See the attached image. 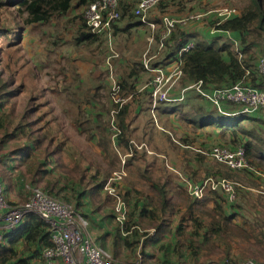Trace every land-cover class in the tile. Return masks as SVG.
<instances>
[{
  "label": "trees",
  "instance_id": "trees-1",
  "mask_svg": "<svg viewBox=\"0 0 264 264\" xmlns=\"http://www.w3.org/2000/svg\"><path fill=\"white\" fill-rule=\"evenodd\" d=\"M93 1L0 0V41H7L8 50H0V67L5 73L8 67L3 60L4 54L9 60L7 53L12 48L19 52L26 36H31L34 29L50 20L71 19L72 24L79 25L74 27L72 46L92 47L89 62L71 56L69 65L53 68V78L50 77L55 82L50 90L63 94L60 99L68 104L63 107L70 119L68 127L77 139H84L85 146L71 132L69 134L46 97L45 89L30 88L22 99L23 110L15 113L11 101L18 99L26 86L22 81L12 85L17 68L7 81L3 71L0 72V159L9 158L7 152L12 150L3 145L16 140L24 144L9 151L12 156H21L26 161L29 157L34 159L32 172L26 182L20 183V190L24 189L21 198L22 195L24 200L27 198V184L71 204L87 220L97 245L113 258L132 261L139 252L145 263L207 264L220 254L225 256L222 260L231 259L235 264L264 262V216H245V208L239 202L243 199L240 192L249 190L241 179L245 176L254 180L251 181L258 187V193L264 195V178L252 171L264 176V120L256 114H245L240 111L241 106L230 103L222 104L219 112L196 89L199 86L201 92L211 93L241 84L264 93V75L258 69L264 56V0H248L238 13L228 9L234 10V14L229 17L216 14L214 19L211 15L196 14L195 2L186 5L183 0H162L158 3L147 17L157 31L152 53L158 51L161 42L163 18L185 23L174 24L168 39L162 41L163 47L149 62L151 69H158L169 68L179 61L181 71L169 92L170 98L177 100L161 101L154 109L151 108L149 84L154 75L141 63L124 67L123 58L113 60L114 57L108 58L104 67L101 65L104 54L111 56L112 44L118 40L111 42L110 48L107 37L93 34L85 24L84 11ZM137 1L127 0L121 4L120 18L112 24V40L123 39L125 43L129 38L126 28L144 26L134 15ZM252 33L255 35H250ZM65 43L68 44V40ZM187 44H192V48L178 57ZM98 50L101 59L93 55ZM43 55L46 59L41 60L42 64H60L54 58L52 65L47 63L50 57ZM63 57L67 56L63 54L59 58ZM111 70L114 85L108 79ZM142 74L149 75L144 92L149 110L156 112L158 117L167 118L169 130L162 131L161 135L166 136L175 156L172 161L155 147L152 154H148L145 147L150 145L152 138L142 143L125 121L129 99L137 94ZM95 78L97 84L89 83ZM61 85L64 88L59 89ZM12 86L15 89H11ZM104 92H110V96ZM113 95L119 98L121 105L114 102ZM214 146L232 149L241 146L252 170L235 171L215 162L207 155ZM2 151L6 152L1 154ZM171 162L174 165L169 164ZM120 170L126 176L116 181L114 187L127 205L122 229L127 235L122 234L116 223L115 212L108 207L111 198L104 191L107 180ZM208 178L237 184L234 185L235 199L230 202L228 194L220 187L206 188L201 198L193 197L188 186L201 185ZM5 196L11 204H17L6 193ZM175 198L177 201L173 200ZM250 206L255 208L254 203ZM135 226L137 228H133ZM232 227L236 228L229 234ZM150 228L155 234L149 237L139 231ZM237 237L252 240L246 250L255 252L256 256L249 255L243 262L231 256L232 243H236L234 238ZM140 242L139 251L136 248ZM49 246L48 225L38 216L28 215L15 229L2 232L0 264H41L42 252Z\"/></svg>",
  "mask_w": 264,
  "mask_h": 264
},
{
  "label": "built area",
  "instance_id": "built-area-1",
  "mask_svg": "<svg viewBox=\"0 0 264 264\" xmlns=\"http://www.w3.org/2000/svg\"><path fill=\"white\" fill-rule=\"evenodd\" d=\"M127 0H94L89 3L84 11V22L95 35L107 37L108 44L111 48L112 42V24L120 18V6ZM162 0H138L134 8V15L140 21L149 27L151 31L150 43L153 41L155 24L147 20L148 14ZM234 14V10L224 9L219 15L229 17ZM193 18V17H192ZM198 17H196L197 19ZM163 31L160 35V48L163 47L164 40L168 39L170 32L175 23L184 24V20H175L173 18H163ZM192 48V44L183 47L178 57L183 52H187ZM112 51V50H111ZM111 56L117 57L116 53ZM146 54L143 56L142 65L144 69L152 73L153 79L150 81L151 92V108L154 109L157 103L161 101L172 102L169 96L170 89L178 81L181 71L179 61L174 62L169 68L151 69L149 67ZM109 60V59H108ZM258 69L264 75V56L260 59ZM190 88V87H189ZM196 89L207 99L210 104L214 105L219 112L224 103L241 106V112L245 114H256L260 119L264 120V93L251 87L236 84L231 88L216 89L211 93L201 92L199 86ZM115 91L117 88L114 89ZM115 103L121 105L118 97H112ZM181 100V99H180ZM115 128L112 127V130ZM215 162L227 166L228 168L241 171L242 169H250V165L245 157L244 149L238 146L234 149L227 147L214 146L207 154ZM255 174L263 177L258 171L252 170ZM126 176L123 170L114 172L104 186V191L114 202L115 221L122 231L126 217L127 207L125 202L120 198L114 187V183ZM234 184L227 180L216 181L208 178L201 185H189V192L195 198H201L206 188L217 189L220 187L228 194V199L232 202L235 199ZM27 198L24 202L11 204L4 192L2 183L0 182V242L2 241V232L11 231L19 226L28 215H36L48 225L51 246L42 252L41 264H156L145 263L139 252L132 261L113 258L108 251L101 248L90 235L88 230V222L80 214H78L71 204L65 203L48 195L44 191L36 187H27ZM264 194V191L262 192ZM211 264H235L231 259H224L221 262H213ZM245 264H254L248 261Z\"/></svg>",
  "mask_w": 264,
  "mask_h": 264
},
{
  "label": "rangeland",
  "instance_id": "rangeland-1",
  "mask_svg": "<svg viewBox=\"0 0 264 264\" xmlns=\"http://www.w3.org/2000/svg\"><path fill=\"white\" fill-rule=\"evenodd\" d=\"M183 2H185L186 5L190 4L191 2H195L196 4L194 5V8L196 10L195 11L196 14L203 15L204 17L211 15V19H214L216 17V14H219L224 9H234L238 13V10H240V8L245 7L247 5L248 0H202L203 4L201 3V0H183ZM60 19H58V20H60ZM208 19L211 20L209 17H208ZM58 20H50L47 24L39 26L37 29H34V31L30 34L31 36L27 35V33H26V35H27L26 39L21 44L22 47H20L21 49L19 52H15L14 48H12L7 53L9 56V60L6 57V54H4V56L2 55L3 60L5 63H7L8 68H7V73H5L4 68L0 67V72H1V70L3 71V74H4L3 78H4V80L7 81V79L9 78V75L17 68L18 72H17V74H15V77L13 76L14 82H13V84L12 83L11 84L12 85H16L18 83L20 84V82L22 81L26 86V89L24 88V90H22L19 93V95L17 96L18 99L16 98L14 101H11V102H14L15 113L21 112L23 110L24 104L22 102V99L26 96L27 93L30 92L29 91L30 88L37 87V88H40L43 90L45 89L44 93H45L46 97L50 100L51 105L54 107L56 115H58V117H60L62 123L65 125L66 129L68 130L69 129L68 125H69L70 119H69V116L66 113H64V110H63V107H68V104L65 103L63 101V99H60V97L63 96V94H61V93L54 94L53 91L50 90L52 88V86L55 85V82L52 81L50 78V77H52V69L53 68L58 69L60 67H65V66L69 65L68 61L70 59H68V58H71L73 52L76 55V57L79 60H81L82 62H85V63L89 62L91 60V58H90L91 53L89 50L92 47H90V48H80V47H76V46H75L76 48L73 47L72 46L73 43H71L72 36H73V29H69L70 24L73 23V22H71L72 20L68 19V18H66L62 21L61 20L58 21ZM29 28H31V27H29ZM138 29H139L138 30L139 33L142 36H144L145 38H146V36H148V38L151 39V36H150L151 31L149 30L148 26L144 25ZM29 32L30 31H28V33ZM250 35H255V33H252ZM127 39H129V38H127ZM257 39H261V37L260 38L258 37ZM67 40H68V44L65 43ZM138 40H139V43H137L138 44V50H141L139 48V46L142 47V45L146 41L141 42L142 39H138ZM121 41H122V43H120V44H112V51H115V53H117L116 54L117 57L114 58L113 56H109L107 53L104 54L105 59L103 60L104 61L103 64H101L103 67L106 65V61L108 58H110V59L114 58L113 60L118 59V58L121 59V57L123 58V55L121 54L122 52L115 49V47H118L120 49V47L124 43L123 39H121ZM258 41H260V40H258ZM6 42L7 41H4L2 39L0 41V48H1L0 50H2L3 52L8 51L7 47H6L7 46ZM126 42H127L128 46L131 47V45H132L130 43L131 41L128 43V40H127ZM112 43H113V41H112ZM54 44H56V46H53ZM148 44L153 47V45L155 44V40H153V42H151V43L149 42ZM114 45H115V47H114ZM50 48H51V50H49ZM66 49H69L68 51H73V52L66 53L65 52ZM52 50H53V52H50ZM99 52L100 51L98 50L97 52H94L93 55H96L99 59H101L99 56ZM0 53H2V52H0ZM43 54L49 55L50 58H48L46 61H47V63H49L51 65L53 63L52 62L53 58L55 59V57L59 54L57 56L58 58L55 61H57V62L60 61V64L59 65L57 64L55 66H49L48 64H42L41 60L45 61V59H46ZM63 54L64 55L67 54L66 55L67 57L59 58ZM111 54H113V53H111ZM10 56H12L11 59H10ZM64 59H66V60L64 61ZM101 67H100V69H101ZM112 70H113V68H112ZM112 70H111V74H110L108 79L114 85V74L112 75ZM84 78H86V77H84ZM57 79H60V77H57ZM9 80H10V78H9ZM78 81L79 80H76V82H78ZM7 83L10 85V82H7ZM89 83L97 84V78L92 79L91 81H89ZM60 88L62 89L64 87L61 85V87H59V89ZM11 89H15V86H12ZM107 93L110 96V92H106L105 94L107 95ZM39 113L40 114L42 113L41 109L39 110ZM137 122H138V124H137ZM154 125L155 124H153V126ZM258 125H260V123H258ZM136 126H137V132L135 133L136 136L139 137V135L145 134L144 136H145V138H147L149 131L151 130V124L150 125L147 124V117H144V118L142 117V118L138 119L136 121ZM244 126L247 127V124H244ZM68 132L70 134V130H68ZM71 133L77 139L75 134L73 132H71ZM159 134H161V133L156 134L153 132V138L155 137V139H153L154 147L157 148L160 152H165L166 158L168 160L170 158L172 161V159L175 156L172 153V150L170 149V147L168 145L167 138L164 134L157 136ZM77 141L81 145H83V143H84L81 141V139H77ZM141 142L144 143L143 140ZM83 146H85V144ZM148 147L150 148V150L152 149L150 146H148ZM9 151H12V150H8V152H7V154L10 155L9 158L10 157H17V156H12V154ZM16 160H17V158H16ZM239 175L245 176L244 174H239ZM241 179L243 180L244 184H246L248 186L246 188H249V190L244 189L240 192V193H243L242 194L243 199L239 200L240 204L245 208V210L243 211V214L245 216H248L249 218H253L255 215H259V214L264 216V195H260L258 193V187L252 183V181L254 182V180L247 178L246 176L242 177ZM173 200L177 201V198H175ZM24 201L25 200L22 199L20 202H24ZM250 203H254L255 208H252L250 206ZM125 204H126V202H125ZM108 207L110 208L111 212L114 210V202L112 200H110ZM126 207H127V205H126ZM204 220H206V219L204 218ZM235 222H237V221H234V224H236ZM133 228H137V227L135 226ZM235 228L236 227H232L230 230H228L229 234H231V230H233ZM139 231L141 234L143 232L145 234H147L148 235L147 237L155 234V230L152 228L145 229V230L140 229ZM142 239H144V238L141 237V240ZM234 239H235L236 243H232V245H233L232 252L230 251L231 256L237 257V259L240 262L247 260L246 257L249 255L254 254L256 256L255 252H251V251L246 250L247 245L249 243H252V240L246 241L243 239H238V237L234 238ZM136 249H139V251L141 250V242L138 244ZM152 253H155V252H152ZM223 258H225V256L218 254L217 256H215L214 258L211 259L212 261H210L207 264H211L213 262H219ZM256 264H264V262H260V263L257 262Z\"/></svg>",
  "mask_w": 264,
  "mask_h": 264
},
{
  "label": "crops",
  "instance_id": "crops-1",
  "mask_svg": "<svg viewBox=\"0 0 264 264\" xmlns=\"http://www.w3.org/2000/svg\"><path fill=\"white\" fill-rule=\"evenodd\" d=\"M148 20V19H147ZM150 21V20H148ZM79 26L78 24H71L72 29L74 30V27ZM123 29V28H122ZM139 29H133V28H126V31L129 32L128 33V42H130L132 45L130 46H126L127 42L123 43L122 46L120 47V49L117 47V49H119L118 51L122 52L121 54L123 55V59L121 60V62L123 63L124 67H127V64H132V63H142L143 61V56L146 54V59L148 60V63L154 59L156 57V53L161 49L160 46H158V51H154L153 52V47L151 45H149L148 43L150 42V39L148 38V36H146V38L144 36H142L139 31ZM150 30V29H149ZM156 31V28H155ZM155 31H154V35H153V39L155 36ZM157 32V31H156ZM123 36V35H122ZM150 36H152V34H150ZM123 38V37H120ZM138 39H142L141 42L146 41L142 47L139 46V48L141 50H138V44L139 40ZM118 40V41H116ZM112 41H116L115 44H120L122 43L121 39H113ZM153 42V41H152ZM127 49V50H126ZM69 49H66L65 52L66 53H71L73 51H68ZM152 53L153 55H149V53ZM57 55V54H56ZM59 55V54H58ZM57 55V56H58ZM67 55V54H65ZM55 57V60L58 57ZM158 56V54H157ZM72 57H76V55L72 54ZM77 58V57H76ZM149 75L147 74H142V77H140L141 82H139V86H138V92L137 94L135 93V97L132 99H129L130 103L127 107V117L125 119L126 123L129 125L130 130H134V135L136 136V132H137V126H136V121L140 118H144L147 117V124L150 125L151 124V130L149 131L148 137L145 138V134H141L138 136H136L137 138H140V141H145L146 139L152 138L150 140V146L151 148L154 147V143H153V139H155V137L153 138V132L158 134V133H162V131H168V124H166V117H158L156 112L152 113L151 110H149L148 104V97L144 94V92H146V81L148 79ZM145 81V82H144ZM105 93V92H104ZM138 124V122H137ZM153 124H155L153 126ZM159 124V125H158ZM159 127V128H158ZM70 132H73V130L71 129V127H69ZM161 134L157 135L160 136ZM82 142L85 141L83 138H80ZM24 141L22 140H16V141H11L8 143H5L3 146L6 149H19L23 146ZM94 143L92 142L91 146H93ZM146 145V151L148 154H152L151 149ZM3 147V148H4ZM6 151H2L1 154H4ZM162 155L166 156L165 152H161ZM33 156H36V153L33 154ZM5 157V156H4ZM16 157H11V158H1L0 159V182L3 185V188L5 189V193L7 195V197L15 202V203H21L20 201L23 199V195L22 198L20 196L21 193L24 194V189L23 192L20 190L21 187V182L23 184V182H26V178L29 177L30 172H32L31 168L33 165V162H31L32 160H30L29 158L27 159V161L25 159H23V157H19L17 156V160H15ZM167 159V158H166ZM170 159V158H169ZM168 160V159H167ZM169 164H173V162L169 163ZM24 180V181H23ZM27 187H30L29 185H25V189L27 191ZM25 199V197H24ZM88 230L90 232V235H92L95 239L94 234L90 231L89 226H88ZM96 242V241H95ZM97 243V242H96ZM106 244H108V241L106 242ZM118 259V257H116Z\"/></svg>",
  "mask_w": 264,
  "mask_h": 264
}]
</instances>
